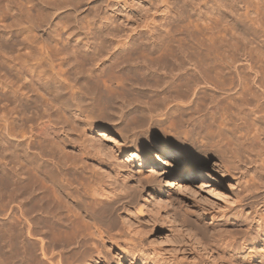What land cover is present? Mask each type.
Masks as SVG:
<instances>
[{"label": "rangeland", "instance_id": "obj_1", "mask_svg": "<svg viewBox=\"0 0 264 264\" xmlns=\"http://www.w3.org/2000/svg\"><path fill=\"white\" fill-rule=\"evenodd\" d=\"M19 1L26 7L30 8V6H32L31 3L27 4L25 0ZM3 5L4 2L2 3L0 0V6ZM216 5L218 4L215 0H45L43 4L42 25L40 27L31 25V28L26 30L25 28L30 24L23 21L24 23H20L21 25L15 24L13 34L8 28V31L3 29L9 22H12V18L9 17V15L7 16L5 11H3V7H1L0 29L2 32L0 33V54L9 57V60H14L13 63L16 62L18 64L19 62V66L23 61L33 62V59L30 60L31 57L28 56V52H33L29 54L32 57L34 55L36 56L38 52H41V57L44 58L42 59L43 67L40 73L42 77L44 76V79L41 77V80H38L35 76L33 83H30L32 86L34 85L33 87L31 86V89L35 92L30 91L31 89L29 90V87V93L27 92V95L25 94L26 97H24L25 101L30 102L22 101L24 99H21V97V101L18 99L20 104L19 101L17 102L18 106L24 104L23 106L25 107H18L20 110L22 108L25 113L19 110L17 113L18 117L16 115V118H19L17 120V125L19 126L17 128V139H11L12 137L10 139H5V137L3 139L2 137L1 139L0 136V160L2 159L0 161V226H3V229H1L3 232L8 222L10 223L7 226L12 224V222L14 223L16 220L20 222H18L19 224L17 222L14 223V225L16 224L15 227L17 226L16 228H18V230L20 226L23 228V231L21 230L22 232L20 233L17 229L15 230V228H12L13 225L9 227L6 226L7 229L13 230L14 233L10 230H8L9 232H5L4 230L3 236L2 232H0V250L2 249L1 247H7L9 250L5 251V248L1 250L0 259L3 260V262L0 261L2 264H11L13 263V259L14 262L17 261L16 263L19 264H36L35 262L38 264L39 261H41L39 264H51L52 262L54 264H59L62 261L61 264H74V262L75 264H85L87 262L88 264H264L261 255V252L264 251V137L263 135L260 136L261 132L257 129L259 126L264 129V118L260 122L254 115L250 114L246 122L243 120L241 121V114L240 116L237 115L238 110L235 112L236 109H233L234 107L232 108L229 99L224 100L221 104V108L217 109V111H221L218 112L219 114L216 112L217 115L213 117L215 119L207 118L210 117L208 116L210 114H207V109L212 105H210L212 97L220 96L222 92L225 91H222L217 86L215 87L212 81L201 80L200 78H202V76L193 69L190 63H187L190 58L193 60L199 59L196 61H200L201 59V62L210 63L211 66L214 65L212 66L213 70L215 69L218 72L220 69L223 71V67L225 66V68H227V64L224 65L223 62L228 60L230 58L229 56L237 55V65L240 66L242 68L241 70L244 72L246 70L245 73H250V71L245 68L247 61L246 63L244 62L245 57L242 53H244L245 49L246 51L248 50L251 56L248 57L250 61L257 65H262L263 67L264 32H261V30L259 31V29L252 26L250 23L242 21H239L237 26V24H234L237 21L235 16L236 12L229 13L230 10H227L228 12L225 10V13H221L224 15L222 16L217 13ZM30 9L33 10L32 14H35V8L32 7ZM206 17L212 18L211 21L208 20L209 25L205 23L207 22V20H205ZM217 17L224 23L223 25L221 23H215V18L218 19ZM217 25L221 26L218 27ZM234 25L237 29L239 28L237 33L235 31L237 29L234 28ZM234 32L236 36L240 32L241 34H238L237 37H243V39L241 38L243 41L239 38H235L236 41L232 40L234 39L232 38L234 37L232 35ZM211 38L217 39L212 40ZM213 42L216 44L218 43L217 45L220 47L218 50L221 54L218 52L216 53L213 49L208 50L209 48L206 46H213L215 44L212 45ZM216 44L214 45L215 47ZM139 45L141 47H139ZM230 45H235L234 50L231 51L230 47L232 46ZM131 47L135 49V51L130 49ZM120 49L124 50L119 52ZM137 49L139 51H137ZM236 50L237 52H235ZM212 51H214V53ZM114 52H119V54L113 56L112 54ZM210 52L211 54H209ZM98 53L103 56L101 55L100 57ZM13 55L15 58H18H12ZM24 55L26 56L23 57ZM221 55L222 57H220ZM224 55L225 57H223ZM112 61L116 62V64L119 63L120 68H110L109 65ZM179 64L183 66L182 70H180L181 66L179 67ZM121 67L123 68L121 69ZM70 69L71 71H69ZM6 70L7 69L0 66V73L2 74L0 76V97L2 95L1 99L4 100H2L3 105L0 99V109L2 106L13 108V104L7 100L9 95L12 94H10L11 92L9 89L7 90L8 87L6 86L8 79L9 81L10 79L14 81L15 78L13 79V75ZM100 70H105L102 76H100ZM221 70L218 74H221ZM228 70L230 69L228 68ZM228 70L223 71L222 75L224 76H221H226V80L233 79L234 77L236 78L235 72H228ZM57 71L67 79L65 82L67 81L66 83L69 86L71 85L68 87L69 89L66 88L65 90H61L55 87L57 85L55 84ZM211 71L207 76L210 77L212 75V80L214 79V81H217L215 79L219 78L220 75H216V71V73ZM95 72L98 74L97 76ZM183 74L187 76V78L182 76ZM26 76H28L27 79L30 81L31 76H29V74H26ZM91 76H93L92 79ZM7 77L9 78L7 79ZM52 77L54 78V83L51 82V80H53ZM96 77L99 78L94 80ZM195 79L198 81H195ZM16 80H19L18 77H16ZM218 80H220V78ZM20 81L21 80H19L18 83L22 82ZM42 82H44V84ZM72 86L76 88L74 89ZM35 87H37V89L39 87V90L37 91ZM81 87L84 90L80 91L82 97L79 95L77 98L73 97V99L71 95L72 91L74 93L78 91L79 88L81 90ZM72 88L74 90H72ZM167 88H169L168 91L166 90ZM191 89H193V91L195 89V91L193 92ZM164 90L166 93L163 92ZM37 92L39 93L36 94ZM2 93L6 96L4 97ZM34 95L36 96V101L28 100L32 99V96L35 98ZM176 95L182 96L176 97ZM27 96L29 97L28 99ZM173 96L178 99H174ZM196 97L197 101H199L197 109L196 106L195 108L191 106L193 105L192 102L196 100ZM169 99L170 101H168ZM65 101L67 103H65ZM31 104H35L33 105L34 108H32ZM177 104L182 108H186L180 110V106L178 108ZM188 106L192 107L194 110L187 108ZM204 108L207 111L204 110ZM2 109H7V107H2ZM6 111L7 110H5V112ZM198 111L201 113H197ZM1 112H3V110H1L0 113ZM262 114L264 113H261V115ZM21 116L24 122H19ZM201 116H203V118L205 117L206 121H202L204 119L201 120ZM12 117L13 115L11 118ZM235 117L237 118L235 119ZM51 119L53 121H51ZM49 120L51 121L50 123ZM225 122L227 123L226 127ZM45 124L49 127L45 126ZM27 127L31 128L29 129ZM18 129L20 132L22 129L23 131L26 129L23 135L27 134L28 136H32V138H29L27 135L28 138L24 136L27 140L30 139L34 143L33 147H35H31L29 149L30 152L29 150L28 152L24 150L26 153H23V148H25V146L23 145L22 147L21 143L20 146L17 145L20 141L23 142L26 140H23L24 137L22 133H19ZM29 130L32 132H28ZM100 131L102 133L104 131L105 133L102 134ZM100 134L103 136L105 134L107 135L103 137ZM37 137L40 138L42 142L40 139H37ZM60 138L61 140H58ZM13 140L16 142L14 143ZM212 143L214 144L213 146ZM48 144L50 146H48ZM159 145L175 147L186 152L194 164L191 167L184 166L183 168H175L173 165L164 163L160 158L165 159L166 156L164 152L158 148ZM2 147L3 150H7V152L2 151ZM147 147L152 149L153 162H147L142 167H139V159L135 152L138 148L142 149ZM35 151L36 153L33 154ZM37 152L40 155H38ZM7 153H10V155ZM59 154L61 156H59ZM1 156L4 157L1 158ZM8 158H12V160ZM69 158L73 161L75 158L77 160L75 159L73 162L69 160ZM28 159L30 161H28ZM11 163L15 164L11 165ZM75 163L76 167H74ZM25 164L26 169H24ZM63 165H66V167ZM12 166L21 169L20 173L26 170L24 174L29 178H33L34 175L35 177L37 176L38 179L34 177L36 181L33 180V184L36 182L38 184L39 182H43L42 184L40 183L41 186H43L42 190H40L41 192L37 191L38 188H41L40 184L38 185L36 183L32 186L31 178L30 181L27 180L31 185L28 183L27 186L25 185L26 183L21 182V184L15 185L16 187L14 188L12 182L13 175H11L13 172H9L10 170L13 171ZM44 168H47V171ZM60 168H62V170ZM39 169L40 171H45V173L41 174ZM141 169L142 174H145V176H138V174H140L138 171ZM32 170L35 171V173ZM76 170L77 172L75 173ZM161 170L164 172L162 175L160 174ZM28 172L30 174L33 173V177L28 176ZM39 172L42 176H40ZM46 172H48V174ZM49 173H51V176L53 175L52 180L54 179V184L49 183V181L45 182L40 180L42 179L40 177L43 176L47 178L46 174L50 177ZM85 173L87 174L85 175ZM155 173L157 174L154 175ZM21 174L20 176L23 178L24 174ZM75 175H79V178H74L76 177ZM66 176L68 182L72 179V183L71 181L69 182L71 183L70 188L76 187L78 190H81L80 193L78 190L75 192L73 191L74 193H72V196L76 200L72 196L67 197L63 192H61L62 194L58 193V195H56L59 190L56 182H59L63 177L66 179ZM158 180H160V183ZM44 183H46V185L49 184L50 187L52 185L51 189L53 191L46 189V187L50 188L48 186L44 188ZM80 183L81 185L83 184L82 186L86 183L91 193L89 190L87 194L83 193ZM24 185V190H26L27 187L28 191L30 188L32 189L30 190L31 193L34 189L37 191H34V193L40 192L39 197L41 196L40 194H42L41 199H39L38 196L35 197L32 195L33 193L31 194L32 196L29 194V197L27 190L24 194L23 192L25 191L23 189L21 190L22 186L24 188ZM12 186L14 190L11 188ZM151 186H155L157 189L153 190ZM76 188L73 190H76ZM9 189L10 191L12 190L11 192L19 193L11 194ZM98 189L100 191L103 190V194L98 195L97 193H92L94 190ZM45 191H47L48 194ZM75 193L78 194L79 199L84 198V200H82L85 203L82 201V205L80 204V206L76 204L78 199ZM13 194L14 196L11 198ZM20 194L26 195V199H24L27 201L24 202ZM93 194L97 195L94 197ZM43 195H49L50 204L53 203L52 201L55 195L56 197L60 195L58 198H62L64 202H60V204L63 203V205L61 204V206H59L55 204V202V206L51 204V207L50 204H47L49 198L47 197L48 199L45 200L46 197L43 198ZM84 195L85 197H83ZM13 197H18L20 200L22 199V203L26 204L27 202L26 206L24 205L25 208L23 209V207L20 206H23V204L15 206L19 203V200H16L17 203H12L11 201L14 200ZM96 197L97 201L101 198L104 199V203L100 202V204L96 202ZM29 199H31L30 206H28L30 203H28ZM34 199L40 201V203L37 201L39 205L42 204V206H45L47 204V207L42 208V206H37V202L35 203ZM57 199L55 198L54 201ZM68 199L69 201H67ZM58 200L57 203L59 204L60 200ZM43 201L47 203L44 202V204L42 203ZM10 203H12V205L16 204L12 206ZM64 203L67 204L65 205ZM48 205L51 207V210L53 207V209H55L57 205L59 210L55 209V212L51 213L52 211ZM139 205L142 207L141 210L143 212L140 211ZM32 206L33 209L36 206L44 211L40 209V213L38 208L33 210ZM27 207L29 213L28 211L26 212ZM17 208H20L22 211ZM71 208L73 210H71ZM2 209L3 211H1ZM23 210H25L24 214ZM37 210L39 211L37 212ZM41 214L42 217H46L48 214L47 218L49 223L47 226L46 223L45 225H40L41 222L37 218L39 216L41 217ZM55 214L57 215V219ZM61 215H63V218ZM25 216L30 221L33 219V221H31V223L26 221L25 219L27 218H25ZM49 216H52L53 221H51L52 219ZM59 216L62 222L59 221ZM9 217L13 218L10 220H15L12 222L9 221V219L7 220ZM34 220L37 221L35 222ZM50 221L55 225L57 224L56 222L59 221L58 226H56L58 230L54 228V224ZM37 222L39 225L37 224V227H34ZM23 223L26 225H29L28 223L34 224H32L35 229L33 237L28 236L24 228L26 226H24ZM61 223H66L68 229ZM41 224H44V222ZM59 224H61V227L65 228V231L59 228ZM51 225H53V227ZM73 225H77L75 226L76 228ZM21 227L20 229H22ZM36 229L38 233L42 231L38 234L39 237ZM39 229L40 231H38ZM15 231L19 236L16 235ZM10 232L13 236L12 234L9 236ZM23 232L27 235H23ZM56 232L59 233V236ZM49 233L50 235L47 236L46 234ZM79 234L80 237L78 236ZM22 235L23 237L26 236V238H23ZM9 238L15 241L12 243ZM23 239L26 241L23 242ZM6 240L15 244L17 247L13 245V248H11L12 245L8 242L7 244H9V247L6 244ZM23 243H26L28 247L30 245V249L27 248L26 245L24 246H26L25 248L27 251H30L33 256H30V252L28 253L26 249L23 250ZM14 246L18 248L17 252ZM42 247H46L50 252L52 249V252L55 249L59 250L57 252L54 251V254L51 252V256L49 255L50 253L46 251L48 252L46 253L48 256L45 255L46 257H43V252L41 251ZM19 248H21L20 252ZM10 249H12L13 252L15 250V255H11L12 252H10ZM74 249L75 253L73 252ZM24 251L30 256L28 257L27 254H24L28 257L27 259L30 262L23 263L27 260L26 257L22 258V252ZM71 252L77 256L75 255L74 257L73 255L72 259L69 258L71 256H68L67 258L69 261L67 258L61 256L64 253L72 255ZM1 253L3 255H1ZM62 257L65 258V260H62ZM19 259L20 262L18 261ZM22 259L26 260L21 262ZM80 259H84V261H79Z\"/></svg>", "mask_w": 264, "mask_h": 264}, {"label": "bare ground", "instance_id": "obj_2", "mask_svg": "<svg viewBox=\"0 0 264 264\" xmlns=\"http://www.w3.org/2000/svg\"><path fill=\"white\" fill-rule=\"evenodd\" d=\"M26 1V3L28 4V3H31L32 4V6H30V8H32V7H34L35 8V10H36V12H35V14H32V9H30L29 7H26V6H24L23 5V3L22 2H20L19 0L17 1V0H1V2L3 3L4 2V5L3 6H0V11H1V7H3V11H5V13H6V15L8 16L9 15V17H11L12 18V22L10 23L9 22V24H7L6 26H4L5 28H3V29H5V30H7L8 31V29H9V31L10 32H12V34H13V28L15 27V24H19V25H21L22 24V22L23 21H25V23L27 22V23H29L30 25H28V27H24L26 30L28 29H30L31 27V25H36L37 27H40L41 25H42V15H43V4L45 3V0H25ZM51 1V0H50ZM216 1V3L218 4V5H216L217 6V8H216V11H217V13L218 14H221V13H225L227 10L229 11L230 10V12L229 13H235L236 12V14H235V16H236V23H234V24H237L239 21H242V22H245V23H250L252 26H254V27H256L257 29H259V31L261 30V32H264V0H215ZM47 2V1H46ZM53 3H55V2H53ZM26 7V8H25ZM224 9V10H223ZM31 10V11H30ZM34 10V11H35ZM226 10V11H225ZM227 11V12H228ZM203 14V13H202ZM222 15V14H221ZM220 15V16H221ZM204 16V15H203ZM222 16H224V15H222ZM45 17V16H44ZM218 18V17H217ZM211 19L212 18H209V17H206V19L205 20H207V22H205L207 25H209V23H208V20H210L211 21ZM222 20V19H221ZM209 21V22H210ZM241 22V23H242ZM21 23V24H20ZM24 23V22H23ZM214 23V22H213ZM215 23L216 24H224V23H222L220 20H219V18L218 19H216L215 18ZM214 23V24H215ZM4 25V24H3ZM25 25V24H24ZM212 25V24H211ZM228 25V24H227ZM1 26V25H0ZM212 26H214V25H212ZM218 26V25H217ZM221 26V25H220ZM220 26H218V27H220ZM231 26V25H230ZM235 26V25H234ZM237 26H238V24H237ZM226 27V26H225ZM8 28V29H7ZM17 28V27H16ZM214 28H216V27H214ZM234 28H236L237 29V27L235 26ZM23 29V28H22ZM239 29V28H238ZM238 29L237 30H235L236 31V33H237V31H238ZM254 29V28H253ZM19 30V29H18ZM25 30V31H26ZM167 30V29H166ZM212 30H213V27H212ZM16 31V30H15ZM21 31V30H20ZM24 31V30H23ZM257 31V30H256ZM259 31H257V32H259ZM2 32V30L0 29V33ZM30 32H31V30H30ZM222 32V31H221ZM223 33V32H222ZM227 33V32H226ZM25 34V33H24ZM238 34H241L240 32L238 33ZM238 34H237V36H238ZM214 35V34H213ZM217 35V34H216ZM232 35L234 36V37H232V38H234V39H232L231 37V39L232 40H235V38H239V39H243V37H237L236 35H235V32H234V34L232 33ZM230 36V35H229ZM0 37H1V34H0ZM2 37H3V35H2ZM220 38V37H219ZM222 38V37H221ZM225 38V37H224ZM229 38V39H230ZM245 38V37H244ZM247 38V37H246ZM1 39V38H0ZM19 39V38H18ZM212 40H216L215 38H211ZM241 39V41H243ZM15 40V39H14ZM17 40V39H16ZM223 40V39H222ZM225 40V39H224ZM245 40V39H244ZM3 41V40H2ZM230 41V40H229ZM236 41V40H235ZM246 41V40H245ZM216 42V41H215ZM215 42H213L212 43V45L215 43ZM228 42V41H227ZM2 43V42H1ZM12 43V42H11ZM222 43V42H221ZM232 43V42H231ZM231 43H229V44H231ZM235 43V42H234ZM233 43V44H234ZM237 43V42H236ZM216 44V43H215ZM214 44V45H215ZM218 44V43H217ZM216 44V47L213 45V46H209L208 47V45L206 46L207 48H209L208 50H215V52L217 53H220L219 52V46ZM3 45V44H2ZM205 45V44H204ZM210 45V44H209ZM239 45V44H238ZM1 46V45H0ZM10 46V45H9ZM12 46H13V44H12ZM15 46V45H14ZM18 46V45H17ZM28 46H30V45H28ZM48 46V45H47ZM223 46V45H222ZM229 46V45H228ZM230 46H232L233 47V49H232V47H230V49H231V51L232 50H234V48H235V45H230ZM24 47H25V44H24ZM42 47V46H41ZM124 47V46H123ZM133 47V46H132ZM132 47L130 48V49H132ZM139 47H141L140 45H139ZM205 47V46H204ZM238 47V46H237ZM127 48V47H126ZM136 48V47H135ZM138 48V47H137ZM239 48V47H238ZM13 49H14V47H13ZM27 49V48H26ZM28 49H29V47H28ZM130 49H127V50H130ZM240 49V48H239ZM1 50V49H0ZM5 50V49H4ZM122 50H124V49H120L119 50V52H122ZM132 50H134L135 51V49H132ZM9 51H10V49H9ZM11 51H14V50H11ZM35 51H37V50H35ZM137 51H139L138 49H137ZM250 51V50H249ZM4 52V51H3ZM6 52H7V50H6ZM119 52L118 53H116V52H114L112 55L113 56H117L118 54H119ZM208 52V51H207ZM213 53H214V51H212ZM235 52H237V50L235 51ZM239 52V51H238ZM252 52V51H251ZM29 54L30 53H33V52H28ZM41 53V52H40ZM39 52L37 53V55L35 56H30L29 54H28V56L29 57H31L30 58V60L31 59H33V62L31 61H23V62H21V64H20V66L18 65L19 64V62H18V64L15 62V63H13V61L14 60H12V59H10L9 60V57H6V56H4V54H0V66L1 67H3V68H5V69H7L6 71H8V72H10L13 76V79H14V81H12V79H10V81H9V77H7V79H8V81H7V86L6 87H8L7 88V90L9 89V91L11 92H9V91H7V92H9L10 94H12V95H9V97H8V101L10 102V103H12L13 104V108H10V107H8V106H5V107H7V109H2V107L3 108H5L4 106H2L1 107V109H0V111L1 110H3V112H1L0 113V116H1V118H0V128H1V131H0V136H1V139H2V137H3V139H4V137H5V139H10L11 137V139H13V138H16L17 139V128L19 127L17 124V120L19 119H17L16 118V115H17V113L19 112V110L20 109H18V107L19 106H21V105H17L18 103V99H20V97H21V99H24V97H26L25 96V94L28 92L29 93V90L31 89V84L33 83V80L35 79V76L37 77V79L38 80H41V77H42V75H40V73H41V68L43 67L42 65H43V62H42V59H44V58H42L41 56V54H40ZM100 53V52H99ZM98 53V54H99ZM204 53V52H203ZM215 53V54H216ZM240 53V52H239ZM253 53V52H252ZM46 54V53H45ZM97 54V55H98ZM186 54V53H185ZM206 54H208V53H206ZM209 54H211V52L209 53ZM221 54V53H220ZM235 54V53H234ZM243 54V56L245 57H243L244 59H245V63H246V61H247V65L245 66V68L247 69V70H249L250 71V73L248 72V73H245L246 72V70H245V72L243 71V70H241L242 68L240 67V66H238L237 65V61H238V59L236 58V56H229L230 58L228 59V57H227V59L228 60H225L224 58V65H226L227 64V68H225V67H223V71H225V70H228V68L230 69V70H228V72L229 71H232V72H235V76H236V78L234 77L233 79H230V80H226L225 79V77H222V76H224V75H222V73H223V71L222 72H220L221 74H218L219 73V71L217 72V70H213V68H212V66H214V65H212L211 66V64L210 63H204V62H201V59H200V61H196V60H199V59H191L190 57H188V58H190L189 59V61L187 62V63H190V65L191 66H193V69L197 72V73H199V75L200 76H202V78H200L201 80H209V81H212V82H214V85H215V87L217 86L219 89H221L222 91H225V92H222V94L220 95V96H214V97H212V100H211V103H210V108L209 109H207L208 110V112H207V114H210V115H208V116H210V117H207V118H213L214 117V115H217L216 114V112L218 113V112H220V111H217V109L219 108H221V104H222V102H224V100H227V99H229L230 100V102H231V104H232V108L233 109H236V111L235 112H237V110H238V114L237 115H239L240 116V114H241V117H240V119H241V121L243 120V121H247L248 120V116L250 117V114L251 115H254V117L255 118H257L258 119V121H262L263 120V118H264V114H262L261 115V113H264V65H263V67H262V65L260 66V65H257L256 63H254V62H251L250 61V59L248 58L249 56H250V54L248 53V50L246 51V49H245V51H244V53H242ZM241 54V55H242ZM6 55H8V54H6ZM11 55V54H10ZM100 55V57H101V55L102 54H99ZM98 55V56H99ZM124 55H125V53H124ZM217 55V54H216ZM225 55H227V54H225ZM225 55L223 56V57H225ZM230 55V54H229ZM26 55H24L23 57H25ZM97 56V57H98ZM103 56V55H102ZM112 56V57H113ZM212 56V55H211ZM214 56V55H213ZM218 56V55H217ZM29 57H27V58H29ZM71 57V56H70ZM216 57V56H215ZM220 57H222V55L220 56ZM251 57V56H250ZM12 58H14V59H17V58H15L14 57V55H13V57ZM193 58V57H192ZM199 58V57H198ZM208 58V57H207ZM214 58V57H213ZM218 58V57H217ZM240 58V57H239ZM35 59V60H34ZM116 59H117V57H116ZM240 60V59H239ZM18 61V60H17ZM20 61V60H19ZM35 61V62H34ZM117 61V60H116ZM204 61V60H203ZM217 61V60H216ZM221 61V60H220ZM205 62H207V61H205ZM214 63H215V61H214ZM220 63V62H219ZM209 64H210V66H209ZM104 65V64H103ZM186 65V64H185ZM189 65V66H190ZM218 65V64H217ZM223 65V64H222ZM17 66H19V67H17ZM177 66H178V63H177ZM181 66V64H179V67ZM216 66V65H215ZM109 67L111 68V67H113V68H120V65H119V63L118 64H116V62H111V64L109 65ZM179 67H178V69H179ZM182 67L183 66H181V69L180 70H182ZM75 68V67H74ZM123 67H121V69H122ZM175 68H176V66H175ZM216 69H217V66L215 67ZM220 68V67H219ZM225 68V69H224ZM102 69V68H101ZM104 69V68H103ZM186 69V68H185ZM52 70V69H51ZM211 70H213V71H211ZM69 71H71V69L69 70ZM68 71V72H69ZM101 71V70H100ZM103 71H105V70H102L100 73H101V75L100 76H102V73H103ZM190 71V70H189ZM210 71L211 72H215L216 73V75H220V80H218L219 78H217V79H215V80H217V81H214V79L212 80V75L210 76V77H208L207 76V74L209 73L210 74ZM1 72V71H0ZM58 72V71H57ZM227 72V71H226ZM28 75L29 74V76H31V79H30V81L27 79V77L28 76H26V74ZM34 73V74H33ZM36 73H37V75H36ZM72 73V72H71ZM98 73V72H97ZM186 73V72H185ZM188 73V72H187ZM95 74H96V72H95ZM196 74V73H195ZM2 74L0 73V76H1ZM6 76H8L7 74H5ZM98 74H96V76H97ZM181 75V74H180ZM186 75H190V74H186ZM222 75V76H221ZM182 76H184V74L182 75ZM181 76V77H182ZM3 77V76H2ZM5 77V76H4ZM16 77H18V79L19 80H21L20 82L21 83H18V81L19 80H16ZM44 77V76H43ZM42 77V78H43ZM92 77L93 76H91V79H92ZM181 77H179V78H181ZM184 77H186L187 78V76H184ZM218 77V76H217ZM53 78V77H52ZM57 78H58V80H57ZM67 78V77H66ZM99 77H96L94 80H96V79H98ZM101 78H103V77H101ZM191 78V77H190ZM4 79V78H3ZM44 79V78H43ZM184 79V78H183ZM192 79V78H191ZM194 79V78H193ZM198 79V78H197ZM197 79H195V81L197 80ZM5 80V79H4ZM3 80V81H4ZM65 80H67V79H65L64 78V76H62V74L60 73V72H58L57 73V75H56V78H55V81H54V78H53V80H51V82H55V84H57L55 87L57 88V89H61V90H65L66 88H68V87H70L66 82H65ZM104 80V79H103ZM188 80H189V78H188ZM2 81V82H3ZM43 81V80H42ZM71 81V80H70ZM105 81V80H104ZM198 81V80H197ZM6 82V81H5ZM4 82V83H5ZM53 82V83H54ZM93 82H96V81H93ZM98 82V81H97ZM202 82V81H201ZM3 83V84H4ZM31 83V84H30ZM39 83V82H38ZM43 84H44V82H42ZM50 83V82H49ZM72 83V82H71ZM80 83V82H79ZM205 83V82H204ZM211 83V82H210ZM2 84V85H3ZM6 84V83H5ZM97 84V83H96ZM99 84V83H98ZM156 84V83H155ZM180 84V83H179ZM201 84V83H200ZM34 86V85H33ZM32 86V87H33ZM36 86H38V85H36ZM40 86H41V84H40ZM45 86V85H44ZM76 86V85H75ZM89 86V85H88ZM87 86V87H88ZM105 86V85H104ZM30 87V88H29ZM53 87H54V85H53ZM73 87V86H72ZM78 87H80V86H78ZM103 87V86H102ZM107 87V86H106ZM176 87V86H175ZM189 87V86H188ZM187 87V88H188ZM193 87V86H192ZM28 88H29V90H28ZM45 88V87H44ZM52 88V87H51ZM55 88V89H56ZM74 88V87H73ZM72 88V90H74ZM82 88V87H81ZM85 88V87H84ZM111 88V87H110ZM171 88V87H170ZM3 89V88H2ZM26 89H27V91H26ZM35 89H37V87H35ZM34 89V90H35ZM48 89V88H47ZM49 89H50V87H49ZM69 89V88H68ZM86 89H88V88H86ZM107 89H108V87H107ZM168 89L169 88H167L166 90L168 91ZM172 89V88H171ZM39 90V87H38V89H37V91ZM46 90V89H45ZM70 90H71V88H70ZM112 90V89H111ZM192 91H193V89H191ZM4 91V90H3ZM30 91H33L32 89L30 90ZM78 91H79V93H78ZM78 91H75V92H77V93H73V91H72V98L74 97H76L77 98V96H79V95H81L82 93L80 92V91H84L83 90V88L80 90V88L78 89ZM86 91V90H85ZM104 91V90H103ZM110 91V90H109ZM170 91V90H169ZM172 91V90H171ZM175 91V90H174ZM177 91V90H176ZM187 91V90H186ZM190 91V90H189ZM191 91V92H192ZM194 91H195V89H194ZM193 91V92H194ZM33 92H35V91H33ZM67 92H69V91H67ZM91 92V91H90ZM112 92H113V90H112ZM163 92H165V90L163 91ZM178 92H179V90H178ZM182 92V91H181ZM192 92V93H193ZM39 92H37L36 94H38ZM48 93V92H47ZM58 93H61V92H58ZM88 93V92H87ZM166 93V92H165ZM174 93H176V92H174ZM173 93V94H174ZM190 93V92H189ZM3 94V96H4V93H2ZM5 94H6V92H5ZM32 94V93H31ZM65 94V93H64ZM85 94V93H84ZM90 94V93H89ZM163 94V93H162ZM179 94V93H178ZM182 94V93H181ZM194 94V93H193ZM7 95V94H6ZM5 95V96H6ZM27 95V94H26ZM51 95V94H50ZM68 95V94H67ZM88 95V94H87ZM170 95V94H169ZM4 96V97H5ZM30 96V95H29ZM166 96V95H165ZM172 96V95H171ZM179 96V95H178ZM177 95H176V97H178ZM182 96V95H181ZM181 96H179V97H181ZM191 96V95H190ZM19 97V98H18ZM34 97L35 98H33V96L31 97L32 99H28L29 97L27 96V99L28 100H35L36 99V96L34 95ZM44 97V96H43ZM71 97V96H70ZM69 97V98H70ZM81 97H82V95H81ZM80 97V98H81ZM170 97V96H169ZM184 97V96H183ZM2 98V95H1V97H0V99ZM73 98V99H74ZM173 98H174V96H173ZM172 98V99H173ZM184 98H186V97H184ZM21 99H20V101H21ZM166 99H167V96H166ZM174 99H176V98H174ZM178 99V98H177ZM176 99V100H177ZM180 99V98H179ZM195 99V98H194ZM3 99H1V102H2V104H3V101H2ZM38 100V99H37ZM41 100V99H40ZM39 100V101H40ZM49 100V99H48ZM51 100V99H50ZM64 100V99H63ZM72 100V99H71ZM20 101H19V104H20ZM22 101H24V102H30V101H25V99L24 100H22ZM36 101V100H35ZM35 101H34V103H35ZM115 101V100H114ZM121 101V100H120ZM168 101H170V99L168 100ZM173 101V100H172ZM1 102H0V106H1ZM58 102V101H57ZM60 102V101H59ZM118 102V101H117ZM192 102V101H191ZM198 102L199 101H197V97H196V100L195 101H193L192 103H193V105H191L193 108H195V106H196V109H197V107L199 106L198 105ZM229 102V101H228ZM22 103V102H21ZM48 103V102H47ZM64 103V102H63ZM65 103H67L66 101H65ZM80 103V102H79ZM180 103V102H179ZM185 103V102H184ZM37 104H38V102H37ZM54 104H55V102H54ZM112 104H114V103H112ZM120 104V103H119ZM172 104V103H171ZM187 104V103H186ZM191 104V103H190ZM230 104V105H231ZM4 105V104H3ZM8 105H9V103H8ZM24 105V104H23ZM22 105V106H23ZM32 105V104H31ZM33 105H35V104H33ZM33 105H32V108H34L33 107ZM39 105H41V104H39ZM46 105H49V104H46ZM45 105V106H46ZM63 105V104H62ZM61 105V106H62ZM68 105V104H67ZM77 105V104H76ZM81 105V104H80ZM178 105V104H177ZM209 105V104H208ZM208 105H206V106H208ZM229 105V106H230ZM21 106V107H22ZM56 106V105H55ZM54 106V107H55ZM60 106V107H61ZM82 106V105H81ZM117 106V105H116ZM120 106V105H119ZM179 106L180 105H178V108H179ZM190 106V105H189ZM187 107V108H190V109H193L192 107ZM27 107V106H26ZM53 107V108H54ZM63 107V106H62ZM78 107V106H77ZM80 107V106H79ZM83 107V106H82ZM114 107V106H113ZM231 107V106H230ZM23 108H25L24 106H23ZM36 108V107H35ZM45 108H47V107H45ZM48 108H50V107H48ZM81 108V107H80ZM120 108V107H119ZM186 108V107H185ZM185 108H182L181 106H180V110L181 109H185ZM200 108V107H199ZM206 108V107H205ZM204 108V110H206ZM42 109V108H41ZM51 109V108H50ZM58 109V108H57ZM60 109V108H59ZM77 109V108H76ZM88 109H89V107H88ZM177 109V108H176ZM195 109V110H196ZM5 110H7L6 112H5ZM26 110V109H25ZM47 110V109H46ZM80 110V109H79ZM83 110V109H82ZM85 110V109H84ZM123 110V109H122ZM194 110V109H193ZM206 110V111H207ZM223 110V109H222ZM232 110V109H231ZM21 112H23V110H22V108H21V110H20ZM37 111V110H36ZM90 111V110H89ZM197 111V110H196ZM201 111V110H200ZM200 111H198L197 113H201ZM60 112H61V110H60ZM65 112V111H64ZM92 112V111H91ZM94 112V111H93ZM223 112H224V110H223ZM225 112H226V110H225ZM23 113H25V112H23ZM28 113V112H27ZM37 113V112H36ZM66 113V112H65ZM82 113V112H81ZM86 113V112H85ZM195 113V112H194ZM227 113V112H226ZM230 113V112H229ZM20 114V113H19ZM22 114V113H21ZM34 114V113H33ZM84 114V113H83ZM87 114V113H86ZM89 114V113H88ZM116 114V113H115ZM204 114H205V111H204ZM219 114V113H218ZM228 114V113H227ZM13 115V119L11 118V116ZM27 115V114H26ZM52 115V114H51ZM193 115V114H192ZM223 115H224V113H223ZM28 116V115H27ZM93 116V115H92ZM196 116V115H195ZM204 116V115H203ZM203 116H201L202 118H200L201 120L202 119H204V120H202V121H206L205 120V117L203 118ZM205 116H207V115H205ZM212 116V117H211ZM222 116V115H221ZM239 116H237V117H239ZM17 117H18V115H17ZM20 117V116H19ZM24 117H26V116H24ZM39 117V116H38ZM42 117V116H41ZM88 117V116H87ZM200 117V116H199ZM224 118H226L225 116H223ZM237 117H235V119L237 118ZM30 118V117H29ZM33 118V117H32ZM92 118V117H91ZM102 118H103V116H102ZM118 118V117H117ZM194 118V117H193ZM198 118V117H197ZM206 118V119H207ZM216 118H217V116H216ZM223 118V119H224ZM21 120L19 121V122H24V120L22 119V116H21V118H20ZM33 119H35V118H33ZM40 119V118H39ZM101 119V118H100ZM192 119V118H191ZM190 119V120H191ZM213 119H215V118H213ZM227 119V118H226ZM225 119V120H226ZM239 119V120H240ZM256 119V120H257ZM43 120V119H42ZM64 120H65V118H64ZM87 120V119H86ZM197 120V119H196ZM201 120H199V121H201ZM231 120V119H230ZM254 120V119H253ZM27 121V120H26ZM51 121H53L52 119H51ZM50 120H49V123L51 122ZM193 121V120H192ZM212 121V120H211ZM214 121V120H213ZM219 121V120H218ZM229 121V120H228ZM45 122V121H44ZM43 122V123H44ZM196 122V121H195ZM194 122V123H195ZM222 122H224V121H222ZM32 123V122H31ZM30 123V124H31ZM90 123H91V121H90ZM204 123H206V122H204ZM219 123V122H218ZM226 123V122H225ZM236 123V122H235ZM20 124V123H19ZM23 124V123H22ZM21 124V125H22ZM27 124V123H26ZM29 124V125H30ZM33 124H35V123H33ZM54 124V123H53ZM61 124V123H60ZM191 124V123H190ZM215 124H217V123H215ZM214 124V125H215ZM224 124V123H223ZM28 125V124H27ZM50 125V124H49ZM63 125V124H62ZM193 125V124H192ZM208 125H209V123H208ZM226 125H227V123L225 124V127H226ZM235 125V124H234ZM24 126V125H23ZM22 126V127H23ZM45 126H47L46 124H45ZM44 126V127H45ZM207 126V125H206ZM210 126V125H209ZM217 126V125H216ZM221 126V125H220ZM219 126V127H220ZM236 126V125H235ZM21 127V128H22ZM47 127H49V126H47ZM213 127V126H212ZM240 127V126H239ZM21 128H19V129H21ZM25 128V127H24ZM23 128V129H24ZM27 128H29V127H27ZM31 128V127H30ZM29 128V129H30ZM53 128V127H52ZM218 128V127H217ZM18 129V131H19V133L21 134L22 133V136L24 137H27L28 135L27 134H24L23 135V133H24V131L26 130H24L23 131V129H22V131L20 132V130ZM220 129V128H219ZM257 129H259V132H261L260 133V136H262L263 135V137H264V129H262L260 126L257 128ZM28 130V129H27ZM58 130V129H57ZM37 131V130H36ZM44 131H47V130H44ZM61 131V130H60ZM118 131V130H117ZM26 132V131H25ZM28 132H32V131H28ZM33 132H35V131H33ZM53 132H54V130H53ZM101 132V131H100ZM99 132V133H100ZM41 133V132H40ZM102 133V132H101ZM105 132L103 131V133L102 134H104ZM107 133V132H106ZM29 134V133H28ZM46 134V133H45ZM102 134H100V135H102ZM27 135V136H26ZM34 135V134H33ZM40 135V134H39ZM42 135V134H41ZM44 135V134H43ZM107 134H105L104 136H106ZM109 135V134H108ZM121 135V134H120ZM103 136V135H102ZM101 136V137H102ZM103 136V137H104ZM7 137V138H6ZM22 137V138H23ZM24 137V139L23 140H25L26 138ZM29 138H32V136H28ZM27 137V138H28ZM33 137H35V136H33ZM63 137V136H62ZM98 137V136H97ZM19 138H21V137H19ZM36 138V137H35ZM213 138V137H212ZM37 139H40V138H38L37 137ZM47 139V138H46ZM215 139V138H214ZM19 140V139H18ZM34 140H36V139H34ZM45 140V139H44ZM50 140V139H49ZM58 140H61V138L60 139H58ZM3 141H5V140H3ZM8 141V140H7ZM14 141V140H13ZM40 141H41V139H40ZM53 141V140H52ZM65 141V140H64ZM63 141V142H64ZM104 141V140H103ZM219 141V140H218ZM12 142V141H11ZM10 142V143H11ZM16 141H14V143H15ZM19 142V141H18ZM37 142H38V140H37ZM42 142V141H41ZM47 142V141H46ZM55 142V141H54ZM57 142H59V141H57ZM66 142V141H65ZM64 142V143H65ZM6 143H8V142H6ZM13 143V144H14ZM20 143L22 144L21 146L23 147V145L25 146V148H23V153H26V152H28V150L32 147V148H34L33 147V145H34V143L30 140V139H26L25 141H23V142H19V144H17V145H19L20 146ZM48 143V142H47ZM61 143V142H60ZM1 144V143H0ZM41 144V143H40ZM46 144V143H45ZM42 145V144H41ZM40 145V146H41ZM55 145V144H54ZM100 145V144H99ZM214 144L212 143V146H213ZM219 145V144H218ZM12 146V145H11ZM19 146H17V147H19ZM48 146H50L49 144H48ZM53 146V145H52ZM59 146V145H58ZM63 146V145H62ZM61 146V147H62ZM93 146V145H92ZM217 146V145H216ZM3 147H4V145H3ZM3 147H2V151H4L3 150ZM22 147H20V148H22ZM60 147V148H61ZM98 147V146H97ZM100 147V146H99ZM39 148V147H38ZM37 148V149H38ZM42 148V147H41ZM102 148V147H101ZM158 148H160L163 152H164V154H165V156H166V158L165 159H162V158H160L164 163H167V164H170V165H173V166H175V168H183L184 166H188V167H191L193 164H194V162L191 160V158L189 157V155L186 153V152H184V151H182V150H180V149H178V148H175V147H165L164 145H159V147ZM5 149V148H4ZM36 149V148H35ZM55 149V148H54ZM100 149V148H99ZM98 149V150H99ZM6 150V149H5ZM9 150H11V149H9ZM19 150V149H18ZM21 150V149H20ZM24 150L26 151V152H24ZM42 150H43V148H42ZM34 151V150H33ZM223 151V150H222ZM221 151V152H222ZM1 152V151H0ZM4 152H7V150L6 151H4ZM29 152H30V150H29ZM61 152H63V151H61ZM104 152V151H103ZM36 153V151L33 153V154H35ZM41 153V152H40ZM45 153H47V152H45ZM64 153V152H63ZM100 153V152H99ZM133 153V152H132ZM136 153V156L138 157V161H139V167H142L143 165H145V163H147V162H153V156H152V149L150 148V147H147V148H138L137 149V151L135 152ZM7 154H9L10 155V153H7ZM12 154V153H11ZM18 154V153H17ZM17 154H15V155H17ZM37 154H38V152H37ZM36 154V155H37ZM102 154V153H101ZM107 154H108V152H107ZM111 154V153H110ZM3 155H5V154H3ZM38 155H40V154H38ZM65 155V154H64ZM134 155V154H133ZM31 156V155H30ZM29 156V157H30ZM34 156V155H33ZM59 156H61L60 154H59ZM4 157V156H3ZM2 156H1V158H3ZM6 157V156H5ZM16 157V156H15ZM43 157V156H42ZM65 157V156H64ZM136 157V158H137ZM21 158V157H20ZM32 158H34V157H32ZM61 158V157H60ZM6 159V158H5ZM8 159H10V158H8ZM17 159H18V157H17ZM30 159V158H29ZM28 159V161H30ZM67 159V158H66ZM65 159V160H66ZM76 159V158H75ZM75 159H74V161H75ZM2 160V159H1ZM0 160V161H1ZM10 160H12V158L10 159ZM15 160V159H14ZM64 160V161H65ZM69 160H71V161H73L72 159H70L69 158ZM77 160V159H76ZM20 161V160H19ZM63 161V162H64ZM70 161V162H71ZM73 161V162H74ZM5 162V161H4ZM36 162V161H35ZM59 162H60V160H59ZM22 163V162H21ZM67 163H69V162H67ZM79 163V162H78ZM13 164H15V163H13ZM12 163H11V165H13ZM24 164V163H23ZM22 164V165H23ZM35 164V163H34ZM33 164V165H34ZM41 164H42V162H41ZM57 164H59V163H57ZM21 165V166H22ZM28 165V164H27ZM44 165V164H43ZM61 165V164H60ZM72 165V164H71ZM16 166V165H15ZM19 166V165H18ZM25 166V168L24 169H26V164L24 165ZM23 166V167H24ZM56 166V165H55ZM58 166V165H57ZM63 166H65L66 167V165H63ZM68 166V165H67ZM74 166V165H73ZM133 166V165H132ZM2 167V166H1ZM5 167V166H4ZM10 167V166H9ZM17 167V166H16ZM16 167H14V166H12V168H13V171H9L10 173L11 172H13L11 175H13V178H12V182H13V184H14V188L17 186V184H21V182L22 183H26L25 185H27L28 186V181H30V178L29 177H27L24 173L26 172V170L25 171H21V173H23L24 174V176H23V178L20 176V170L21 169H18V168H16ZM22 167V168H23ZM29 167V166H28ZM46 167V166H45ZM61 167V166H60ZM64 167V168H65ZM74 167H76V163H75V166ZM73 167V168H74ZM35 168V167H34ZM40 168V167H39ZM63 168V167H62ZM62 168H60L61 170H62ZM72 168V169H73ZM83 168V167H82ZM9 169V168H8ZM45 169V168H44ZM47 169V168H46ZM45 169V170H46ZM51 169V168H50ZM59 169V168H58ZM66 169H68V168H66ZM66 169H64V170H66ZM71 169V168H70ZM85 169V168H84ZM4 170V169H3ZM5 170H6V168H5ZM4 170V171H5ZM38 170V169H37ZM36 170V171H37ZM79 170V169H78ZM33 171V170H32ZM39 171H40V169H39ZM47 171V170H46ZM49 171V170H48ZM67 171V170H66ZM70 171V170H69ZM68 171V172H69ZM3 172V171H2ZM34 173H35V171H33ZM38 172V171H37ZM36 172V173H37ZM41 172V174L42 173H45V171L43 172L42 170L40 171ZM40 172H39V174H40ZM58 172V171H57ZM64 172V171H63ZM73 172H74V170H73ZM77 172V170L75 171V173ZM80 172V171H79ZM138 172H140V174H138V176H145V174H142V169L140 170V171H138ZM6 173V172H5ZM47 174H48V172H46ZM59 173V172H58ZM66 173V172H65ZM83 173V172H82ZM144 173V172H143ZM157 173H158V171H157ZM157 173H155L154 175H156ZM164 172H162V170H161V175L163 174ZM7 174V173H6ZM33 174V173H32ZM32 174H30L29 172H28V176H32ZM39 174H36V175H39ZM40 174V176H42ZM46 174V176H47V178L46 177H40V178H42V179H40L41 181H49V183H53L54 184V182L55 181H53L52 180V176H51V173H49L50 174V177H48V175ZM62 174H64V173H62ZM87 173H85V175H86ZM10 175V176H11ZM22 175V174H21ZM45 175V174H44ZM74 175V174H73ZM77 175V174H76ZM75 175V176H76ZM19 176V177H18ZM26 176V177H25ZM63 176V175H62ZM62 176H60V177H62ZM68 176H70V175H68ZM72 176V175H71ZM79 176V175H78ZM78 176H76V177H74V178H77ZM147 176V175H146ZM7 177V176H6ZM22 179H21V178ZM33 177V176H32ZM34 177H35V175H34ZM33 177V178H34ZM37 177V176H36ZM35 177V178H36ZM153 177H155V176H153ZM152 177V178H153ZM29 178V179H28ZM33 178H31V182H32V186L34 185V184H36V183H34L33 184V180H35V178L33 179ZM58 178V177H57ZM64 178V179H63ZM63 178H61V180L59 181V182H56L57 183V187H58V189L60 190V192H59V190L57 191V194L56 195H58V193H60V194H62L61 192H63L65 195H67V197H71L72 196V193H74L75 191H77L78 190V188H76L75 186V188H76V190H73V189H75V188H70V184L72 183V179L71 180H69V182L71 181V183H69L68 181H67V176H66V179H65V177H63ZM79 178V177H78ZM5 179V178H4ZM36 179H38V177L36 178ZM60 179V178H59ZM69 179V178H68ZM90 179H91V177H90ZM138 179V178H137ZM160 179V178H159ZM28 180V181H27ZM85 180V179H84ZM1 181V180H0ZM36 181V180H35ZM34 181V182H35ZM67 181V182H66ZM75 181H76V179H75ZM159 181V183H160V180H158ZM10 182V181H9ZM8 182V183H9ZM38 182H39V180H38ZM88 182V181H87ZM11 183V182H10ZM42 184L43 182H39V184ZM48 183V182H47ZM74 183V182H73ZM84 183V182H83ZM38 184V183H37ZM38 184V185H39ZM41 184H40V187L41 188H38L37 189V191H40V190H42V188H43V186H41ZM45 185H44V188L46 187V186H48V187H50L49 186V184H47L46 185V183H44ZM89 184V183H88ZM97 184V183H96ZM95 184V185H96ZM16 185V186H15ZM25 185H24V188H23V186H22V188H21V190L23 189H25ZM29 185H31L30 183H29ZM74 185V184H73ZM76 185V184H75ZM83 185V184H82ZM81 185V183H80V186H82ZM85 185H86V183H85ZM82 186V191H83V193H86L87 194V192H88V190H89V186ZM91 185H92V183H91ZM157 185V184H156ZM37 186V185H36ZM36 186H35V188H36ZM39 187V186H38ZM51 187H52V185H51ZM51 187L50 188H47L46 187V189H49V191L51 190V191H53L52 189H51ZM93 187H95V186H93ZM152 188L151 189H153V190H156L157 188L155 187V186H151ZM9 188V187H8ZM7 188V189H8ZM11 188H13V186L11 187ZM14 188H13V190H14ZM28 188H30V187H28ZM98 188H100V187H98ZM102 188V187H101ZM16 189H19V188H16ZM16 189H15V191H16ZM20 190V189H19ZM26 190H27V187H26ZM26 190H24L25 192H23L24 194L26 193ZM30 190H32L31 188H30ZM28 191V196H29V194L31 195L32 193V195H34L35 197H39V193L41 192H39V193H34V191H36L35 189H34V191H32V193H31V191ZM45 190V189H44ZM153 190H152V192H153ZM9 191H10V189H9ZM12 191V190H11ZM10 191V192H11ZM36 191V192H37ZM48 191V190H47ZM47 191H45L46 193H47ZM49 191H48V193H49ZM74 191V192H73ZM80 189L78 190V192L80 193ZM90 191V190H89ZM103 190H94V192H92V193H97L98 195H100V194H103V192H102ZM106 191V190H105ZM30 192V193H29ZM42 192H44V191H42ZM55 192V191H54ZM53 192V193H54ZM77 192V193H78ZM151 192V193H152ZM12 193H14V192H11V194ZM16 193H19V192H16ZM16 193H14V194H16ZM47 193V194H48ZM52 193V192H51ZM77 193H75L76 195H77V199H78V202L76 201V204H78L79 206H80V204H81V202L84 200V198H82V199H79L78 198V194ZM90 193H91V191H90ZM14 194L13 195H11V198H12V196H14ZM21 195L20 194V196H22V198H23V200H24V202L25 201H27V200H25L26 199V195ZM43 194H45V193H43ZM75 194H73V195H75ZM97 194H95V195H97ZM31 195V196H32ZM41 196H42V194H40ZM56 195H55V198L57 199L58 197H60V195L58 196V197H56ZM83 195V194H82ZM94 195V194H93ZM95 195H94V197H95ZM105 195V194H104ZM18 197H20L19 195H17ZM24 196V197H23ZM28 196H27V199H28ZM41 196L39 197V199H41ZM44 196V195H43ZM49 196V195H48ZM48 196H44L43 198H45V200L46 199H48L49 197ZM51 196V195H50ZM63 196V195H62ZM132 196V195H131ZM8 197V196H7ZM16 198V197H13V199L14 200H12L11 202L13 203V202H16L17 203V201L19 200V203L18 204H13L12 205V203H10L12 206H19V204H23V206L22 205H20L21 207H23V209L25 208V206H26V204H27V202H26V204L25 203H22V199L20 200L19 198ZM30 197V196H29ZM48 197V198H47ZM65 197V196H64ZM73 197V196H72ZM80 197H81V194H80ZM83 197H85V195L83 196ZM91 197V196H90ZM129 197V196H128ZM11 198H10V200H11ZM16 198V199H15ZM25 198V199H24ZM43 198H42V200H43ZM55 198H54V200H55ZM66 198V197H65ZM74 198V197H73ZM127 198V197H126ZM7 199V198H6ZM18 199V200H17ZM32 199V198H31ZM31 199H29V201H28V203L31 201ZM59 199V198H58ZM57 199V200H58ZM64 199V198H63ZM75 199V198H74ZM96 199V202H103L104 203V199H100V200H98L97 201V197L95 198ZM94 199V200H95ZM10 200H9V202H10ZM17 200V201H16ZM41 200V201H42ZM48 200H49V202H48ZM47 200V202L46 201H43L42 203H47V204H50V198ZM52 201L53 203H51V204H53L54 206H55V204H57V205H59V206H61V204L63 205V203H61L60 204V202H64L63 200H62V198L61 199H59L58 201H59V204L57 203V200L56 201ZM76 200V199H75ZM3 201H5V200H3ZM2 201V202H3ZM20 201H21V203H20ZM34 201H35V203L38 201L39 203H40V201L39 200H36V199H34ZM34 201H33V203H34ZM67 201H69V199L67 200ZM67 201H65V202H67ZM80 201V202H79ZM117 201V200H116ZM115 201V202H116ZM38 202L36 203L37 204V206H42V204H38ZM56 202V203H55ZM84 202V201H83ZM119 202V201H118ZM34 203V204H35ZM44 203V204H45ZM55 203V204H54ZM68 203V202H67ZM66 203V204H67ZM85 203V202H84ZM83 203V204H84ZM95 203V202H94ZM99 203H98V205H99ZM1 204V203H0ZM33 204V205H34ZM35 204V205H36ZM47 204L45 205V206H42V208H46L47 207ZM50 204V205H51ZM65 204V203H64ZM65 204V205H66ZM101 204V203H100ZM7 205V204H6ZM25 205V206H24ZM31 205V202L28 204V206H30ZM56 205V208L55 209H58L59 210V208H57L58 206ZM82 205V204H81ZM90 205V204H89ZM106 205V204H105ZM104 205V206H105ZM112 205V204H111ZM5 206V205H4ZM49 206V205H48ZM103 206V205H102ZM140 206V205H139ZM50 207V206H49ZM51 207H52V205H51ZM51 207H50V210H51ZM78 207V206H77ZM88 207V206H87ZM10 208H12V207H10ZM30 208V207H29ZM35 208H38L39 210L41 209V208H39V207H36L35 206ZM33 209V206H32V209L33 210H36V209ZM54 208V207H53ZM52 208V212L51 213H54L55 211V209H53ZM61 208V207H60ZM85 208V207H84ZM83 208V209H84ZM91 208V207H90ZM104 208V207H103ZM141 206H140V211H142L141 210ZM1 209V208H0ZM7 209V208H6ZM13 209H15V208H13ZM12 209V210H13ZM17 209H19L20 210V208H17ZM31 209V210H32ZM48 209V208H47ZM46 209V211L48 212V210ZM96 209V208H95ZM101 209V208H100ZM10 210V209H9ZM26 210V209H25ZM25 210H23L24 212H23V214L25 213ZM39 210H37V212L39 211ZM41 210H43V209H41ZM41 210L39 211L40 213H41ZM61 210V209H60ZM69 210V209H68ZM71 210H73L72 208H71ZM89 210V209H88ZM97 210V209H96ZM103 210H105V209H103ZM1 211H3V209L1 210ZM17 211V210H16ZM20 211H22V210H20ZM20 211H19V213H20ZM28 211V213H29V209H28V207H27V210H26V212ZM44 211V210H43ZM57 211V210H56ZM91 211V210H90ZM15 212V211H14ZM33 212V211H32ZM36 212V213H37ZM46 212V213H47ZM49 212V213H50ZM76 212V211H75ZM74 212V213H75ZM96 212V211H95ZM99 212V211H98ZM143 212V211H142ZM8 213V212H7ZM22 213V212H21ZM48 213V214H49ZM58 213H60V212H58ZM97 213V212H96ZM101 213V212H100ZM99 213V214H100ZM11 214H13V213H11ZM10 214V215H11ZM31 214V213H30ZM43 214V213H42ZM42 214H41V217L39 216L37 219H39V221L41 222V223H43L44 222V224H41L40 223V225L42 226V225H45V223H46V226H47V224L49 223V221H48V218H47V216H48V214H47V216L46 217H42ZM80 214V213H79ZM5 215V214H4ZM23 216V215H22ZM37 216V215H36ZM55 216H56V219H57V215L55 214ZM55 216H54V218H55ZM63 215H61V217H62ZM73 216H75V215H73ZM31 217V216H30ZM32 217H33V214H32ZM49 217H51V221H53V218H52V216H49ZM2 218V217H1ZM12 218V217H11ZM10 217L9 218H7V220L9 219V221H14V220H10L11 219ZM18 218V217H17ZM25 218H27L26 216H25ZM63 218V217H62ZM13 219V218H12ZM58 219H59V221L60 220H62L61 218H60V216L58 217ZM76 219V218H75ZM19 220H21V219H19ZM26 221H29L30 223H31V221H33V219L30 221L28 218L27 219H25ZM25 220H24V223H25ZM69 220V219H68ZM76 220H78V219H76ZM75 220V221H76ZM35 221V220H34ZM37 221V220H36ZM35 221V222H36ZM50 221V222H51ZM55 221V220H54ZM59 221H57L56 223V225L53 223V222H51V223H53L54 224V228L55 229H57V227L56 226H58V222ZM79 221V220H78ZM5 222V221H4ZM17 221L15 220L14 221V223H16ZM18 222H20V221H18ZM17 222V223H18ZM22 222V221H21ZM60 222H62V221H60ZM64 222V221H63ZM83 222V221H82ZM82 222H81V224H82ZM6 223V222H5ZM10 222H8V224H9ZM14 223L12 222V224H10L9 226H12V228H15V230L17 229V231L19 232L20 231V233L23 231V228L22 229H20V227H19V230H18V228H16L15 227V225H14ZM23 223V225L24 226H26V227H24L25 228V231H27V234H28V236H34L33 234V232L35 231V229H34V227H37V224H38V222L35 224L36 226H32V224L34 223H32V224H30V223H28L29 225H26V224H24ZM27 223V222H26ZM50 223V224H51ZM67 223V222H66ZM66 223L65 224H62V225H64L65 227H66ZM73 223V222H72ZM78 223V222H77ZM4 224V223H3ZM2 224V225H3ZM8 224H6V226L8 225ZM19 224V223H18ZM17 224V225H18ZM22 224V223H21ZM49 224V225H50ZM61 224H59V228H61V229H64V231H65V228H63V227H61ZM70 224V223H69ZM69 224H68V227H69ZM74 224V223H73ZM34 225V224H33ZM39 225V224H38ZM80 225V224H79ZM5 226V225H4ZM5 226V228H4V230H5V232H9L8 230H10L11 231V229H7V227H9V226H7L6 227ZM52 227H53V225H51ZM74 226V225H73ZM75 226H77V225H75ZM74 226V227H75ZM3 227V226H2ZM1 226H0V232H2V230L1 229H3ZM50 229H52L50 226H48ZM81 227V226H80ZM11 228V227H10ZM44 228V227H43ZM76 228V227H75ZM44 229H46V228H44ZM66 229H68L67 227H66ZM4 230H3V232H4ZM7 230V231H6ZM22 230V231H21ZM43 230V229H42ZM49 230V229H48ZM58 230V229H57ZM78 230V229H77ZM38 231H40V229L38 230ZM50 231V230H49ZM60 231V230H59ZM62 231V230H61ZM68 231V230H67ZM73 231V230H72ZM3 232H2V234H3ZM12 233H14V231L12 230L11 231ZM10 232V234H9V236L12 234ZM36 232H37V229H36ZM36 232H35V235H36ZM40 232H42V231H40ZM40 232L38 233L37 232V235L38 234H40ZM47 232V231H46ZM55 232V231H54ZM83 232V231H82ZM15 233H16V235H18V233L15 231ZM48 233V232H47ZM53 233V232H52ZM57 233V232H56ZM55 233V234H56ZM69 233V232H68ZM76 233V232H75ZM1 234V235H2ZM7 234V233H6ZM27 235L25 232H23V235ZM42 234V233H41ZM58 234V236H59V233H57ZM71 234V233H70ZM84 234V233H83ZM21 235V234H20ZM23 235H22V237H23ZM36 235V236H37ZM45 235V234H44ZM47 236L48 235H50V233L49 234H46ZM62 235L64 236V234H63V232H62ZM61 235V236H62ZM67 235V234H66ZM82 235V234H81ZM3 236H4V234H3ZM12 236H13V234H12ZM19 236V235H18ZM42 236H43V234H42ZM55 236V235H54ZM60 236V237H61ZM71 236H72V234H71ZM79 237H80V234L78 235ZM84 236V235H83ZM38 237H39V235H38ZM78 237V238H79ZM5 238V237H4ZM3 238V239H4ZM11 238V237H10ZM9 238V239H10ZM13 238V237H12ZM14 238H17V237H14ZM23 238H26V236H24ZM55 238V237H54ZM54 238H51V239H54ZM67 238H69V237H67ZM78 238H76V239H78ZM2 239V238H1ZM18 239V238H17ZM40 239V238H39ZM41 239H42V237H41ZM50 239V238H49ZM65 239V238H64ZM63 239V240H64ZM11 241H12V239H10ZM28 240V239H27ZM44 240H45V237H44ZM66 240V239H65ZM7 241V240H6ZM13 241H15L14 239H13ZM13 241H12V243H13ZM21 241H22V239H21ZM24 241H26L25 239H23V242ZM35 241V240H34ZM2 242V241H1ZM5 242V241H4ZM3 242V243H4ZM10 243V241H7L6 242V244L7 243ZM19 242V241H18ZM59 242H60V240H59ZM12 243H10L11 245H12V247L11 248H13V245H15V244H12ZM19 243H21V242H19ZM28 243V242H27ZM42 243V242H41ZM44 243V242H43ZM66 243V242H65ZM79 243V242H78ZM77 243V244H78ZM29 244V243H28ZM82 244V243H81ZM80 244V245H81ZM1 245V244H0ZM3 245V244H2ZM5 245V244H4ZM8 246H9V244H7ZM24 245H26L27 246V248H29L30 247V245H29V247H28V245L25 243H23V250L24 249H26L25 247L26 246H24ZM43 245V244H42ZM45 245V244H44ZM74 245V244H73ZM16 246V245H15ZM14 246V247H15ZM32 246V245H31ZM46 246V245H45ZM57 246V245H56ZM55 246V247H56ZM61 246V245H60ZM75 246V245H74ZM10 247V246H9ZM17 247V246H16ZM15 247V248H16ZM47 247V246H46ZM45 247V248H46ZM51 247V246H50ZM65 247V246H64ZM2 249L1 250H3L4 248V250L6 251H9L8 249H7V247H1ZM14 248V249H15ZM44 247H42L41 248V251L43 252V257H46L45 255H47L48 256V254H46V253H50L49 255L51 256V252H52V250H51V252L50 251H48V249L46 250L45 248V250L43 249ZM49 248V247H48ZM54 248V247H53ZM57 248V247H56ZM76 248V247H75ZM85 248V247H84ZM13 249V250H14ZM17 249L18 248H16V252H17ZM30 249V248H29ZM43 249V250H42ZM51 249V248H50ZM61 249V248H60ZM65 250H66V247L64 248ZM71 249V248H70ZM1 250H0V252H1ZM11 251L10 252H12L11 253V255H15V250H14V252L12 251V249H10ZM33 250V249H32ZM59 250V249H58ZM57 249H55L54 251H58ZM63 250V249H62ZM69 250V249H68ZM78 250V249H77ZM86 250V249H85ZM4 251V253L6 254V252ZM21 251V248H19V252ZM26 251H27V249H26ZM26 251H24V252H22L23 254V256H22V258H24V257H26L24 254H27V252ZM35 251V250H34ZM46 251H48V252H46ZM54 251L52 252L53 254H54ZM61 251V250H60ZM75 251V249L73 250V252ZM80 251V250H79ZM262 251H263V249H262ZM26 252V253H25ZM30 252V251H29ZM28 252V253H29ZM45 252V253H44ZM8 253V252H7ZM35 253V252H34ZM41 253V252H40ZM63 253V252H62ZM75 253V252H74ZM74 253L72 254V252H71V254L72 255H68V253H64V254H62L61 256H63V257H65V258H67L68 256H71V257H69V258H71L72 259V256L74 255ZM32 253L30 252V256H33V254L31 255ZM61 254V253H60ZM93 254V253H92ZM1 255H3L2 253H1ZM18 255V254H17ZM20 255V254H19ZM76 255V254H75ZM75 255H74V257H75ZM261 255H262V257H263V260H264V251L263 252H261ZM27 256L28 257H30L28 254H27ZM77 256V255H76ZM2 257H4V256H2ZM11 257V256H10ZM16 257V256H15ZM20 257V256H19ZM28 257H26V259L28 258ZM42 257V258H43ZM57 257V256H56ZM61 258L62 260L64 259L65 260V258ZM40 258V257H39ZM59 258V257H58ZM13 259V258H12ZM26 259H22L21 260V262L23 261V260H26ZM29 259H31V258H29ZM36 259V258H35ZM34 259V260H35ZM57 259V258H56ZM55 259V260H56ZM70 259V260H71ZM86 259V258H85ZM1 260V259H0ZM5 260H7V259H5ZM40 260V259H39ZM67 260H68V258H67ZM78 260V259H77ZM76 260V261H77ZM81 260H83L84 261V259H80L79 261H81ZM2 262H3V260H1ZM0 261V263L2 264V262ZM10 261V260H9ZM12 261V260H11ZM19 262H20V259L18 260ZM50 261V260H49ZM61 261V260H60ZM69 261V260H68ZM13 263H11V264H19V263H16V262H14V259H13V261H12ZM27 262H30L28 259L26 260V261H24L23 263H27ZM32 262H35V261H32ZM39 262H41V261H39ZM39 262H38V264H39ZM63 262V261H62ZM61 262V263H62ZM70 262H72V261H70ZM74 262V261H73ZM36 264H37V262H35ZM46 263V262H45ZM53 263V262H52ZM51 263V264H52ZM61 263H59V264H61ZM80 263V262H79ZM84 263V262H83ZM5 264V263H4ZM7 264V263H6ZM22 264V263H21ZM28 264H30V263H28ZM34 264V263H33ZM41 264V263H40ZM43 264V263H42ZM54 264V263H53ZM73 264V263H72ZM74 264H75V262H74ZM81 264V263H80ZM85 264H88V262L87 263H85Z\"/></svg>", "mask_w": 264, "mask_h": 264}]
</instances>
